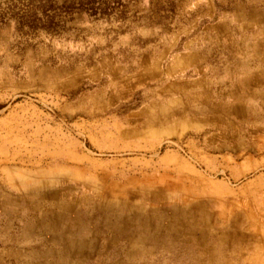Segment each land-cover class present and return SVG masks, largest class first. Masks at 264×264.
Here are the masks:
<instances>
[{"label": "rangeland", "instance_id": "obj_1", "mask_svg": "<svg viewBox=\"0 0 264 264\" xmlns=\"http://www.w3.org/2000/svg\"><path fill=\"white\" fill-rule=\"evenodd\" d=\"M237 1L0 0V264H264Z\"/></svg>", "mask_w": 264, "mask_h": 264}, {"label": "crops", "instance_id": "obj_2", "mask_svg": "<svg viewBox=\"0 0 264 264\" xmlns=\"http://www.w3.org/2000/svg\"><path fill=\"white\" fill-rule=\"evenodd\" d=\"M234 11H238V17H236V20H238V22L240 23L238 26H239V30L241 32H246V33H249V34H255V33H259L261 35L264 36V0H238L236 3H235V8H234ZM258 14V16H257ZM246 35V34H244ZM254 38H257V37H252L251 39H254ZM258 39V38H257ZM262 41L264 42V38L262 39ZM241 41V44H240V52L239 53H236V55L238 56V58L240 59H248L250 57H254L255 54L257 53H249L245 50L246 48V45ZM263 47H264V43H263ZM235 54V53H234ZM262 58H260V63L264 64V53L261 54ZM186 59V58H185ZM259 60V58H258ZM257 60V61H258ZM253 63L252 62H249V61H243V65L240 66V67H243L245 65H250L248 66L247 68H244L242 70H239L238 72L240 73H244V74H247L248 73L250 74L252 71H251V68H252V65ZM261 66V65H259ZM258 70L260 69L259 67L257 68ZM234 72V71H233ZM232 72V73H233ZM259 75L257 74L255 77H248V76H244L242 78H238L235 76L234 78H226V79H223L224 81L225 80H230L232 82H241V81H248V82H251V81H257L258 82H261V81H264V75H263V79L262 80H259ZM246 79V80H245ZM236 89H231L233 91H229L230 94L232 95H236L238 93V88L236 86H234ZM262 92L264 93V90H259V91H256V92H253L252 93V96H255L257 98H262L263 95H262ZM221 95V94H220ZM250 94L247 95V97L249 96ZM222 96V95H221ZM220 96V99L221 101H219L217 104L218 105H230V104H236L238 99L234 98V97H224ZM228 98H232L234 101H230L231 99H228ZM238 104H242V102H239ZM248 105L250 104H253V103H250L249 101L246 103ZM264 105V104H263ZM86 250L83 251V249H80V248H72L71 250H63L62 254L64 255V257H70V256H73V258L75 257V255L77 256V253H79L81 255H84V252ZM73 252L75 253V255H72ZM77 256V257H79ZM71 258V257H70ZM67 262H65V264H73L74 262L73 259L71 258V261H68L66 260ZM76 264H81L78 263V261H76Z\"/></svg>", "mask_w": 264, "mask_h": 264}, {"label": "trees", "instance_id": "obj_3", "mask_svg": "<svg viewBox=\"0 0 264 264\" xmlns=\"http://www.w3.org/2000/svg\"><path fill=\"white\" fill-rule=\"evenodd\" d=\"M39 9H41V8H35V9H30L29 8V11H34L33 12V15H36V13L38 14V10ZM47 12V11H46ZM44 13V17L43 18H48V20H49V18L51 19V22H53L54 21V19H55V16L54 15H51V16H49V14L48 13ZM44 21V20H43ZM29 25V28H31V29H33V30H35L36 28H46V26H45V22L43 23V24H37V23H34V24H28Z\"/></svg>", "mask_w": 264, "mask_h": 264}]
</instances>
